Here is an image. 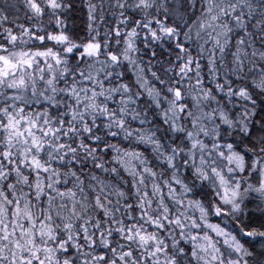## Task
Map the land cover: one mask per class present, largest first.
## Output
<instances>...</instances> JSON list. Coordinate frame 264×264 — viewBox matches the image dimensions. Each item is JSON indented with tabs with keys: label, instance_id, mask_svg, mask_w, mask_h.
I'll use <instances>...</instances> for the list:
<instances>
[{
	"label": "snow or ice",
	"instance_id": "obj_1",
	"mask_svg": "<svg viewBox=\"0 0 264 264\" xmlns=\"http://www.w3.org/2000/svg\"><path fill=\"white\" fill-rule=\"evenodd\" d=\"M0 264H264V0H0Z\"/></svg>",
	"mask_w": 264,
	"mask_h": 264
}]
</instances>
